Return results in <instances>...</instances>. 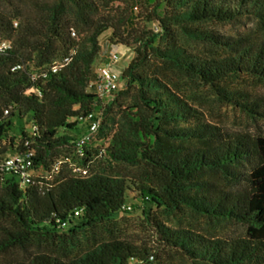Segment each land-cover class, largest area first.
<instances>
[{
	"label": "trees",
	"instance_id": "obj_1",
	"mask_svg": "<svg viewBox=\"0 0 264 264\" xmlns=\"http://www.w3.org/2000/svg\"><path fill=\"white\" fill-rule=\"evenodd\" d=\"M5 1L0 43L10 49L0 53V255L37 242L57 246L61 258L40 254L0 264H164L172 252L192 264H264V132L206 123L164 74L171 69L195 79L225 106L264 123V97L226 88L242 79L264 83V39L202 28L253 21L264 35V0H144L134 16L125 0ZM106 31L109 43L132 57L117 91L102 103L87 87ZM180 36L201 44V53L179 45ZM113 108L118 119L109 117ZM90 112L101 114L100 125L78 149ZM26 153L28 183L3 169L5 159ZM117 167L141 172L128 178ZM130 190L156 245L113 238L80 249L89 230L120 217ZM185 213L241 232L198 234L181 223Z\"/></svg>",
	"mask_w": 264,
	"mask_h": 264
},
{
	"label": "rangeland",
	"instance_id": "obj_2",
	"mask_svg": "<svg viewBox=\"0 0 264 264\" xmlns=\"http://www.w3.org/2000/svg\"><path fill=\"white\" fill-rule=\"evenodd\" d=\"M125 1L130 2L129 5H126V10L134 16L137 12L134 7H137L138 3L144 0ZM115 5V8L117 7V9L120 10L123 7V5L119 3ZM0 6H7V1L0 0ZM202 28L218 32L219 35L222 36L235 37L239 34H245L254 41L264 39L261 29L258 28L253 21H241L228 24H206L202 26ZM151 29L154 31L157 30L154 25H151ZM108 39V31L104 32L99 38L100 53L93 64L92 75H94L101 65L107 64L108 58L111 54H116L118 57L117 62L110 64L111 71L116 75H119L132 57V53L129 49L120 45H111ZM178 43L183 48L196 51L197 54L201 53L203 50L201 44H196L191 41L189 42L182 36L178 38ZM164 74L165 78L169 80L168 84L170 88L181 99L187 102L188 105L195 107L206 123L219 126L230 132H253L256 129H261L264 132V123H253L250 118L241 112L225 106L210 87L201 85L197 80L190 79L176 70L165 69ZM226 88H229L230 90L239 88L246 89L255 96L264 97V83L255 80L242 79L237 82H228ZM119 116L117 108H113L109 114V117H113L114 119H118ZM115 171L128 178L135 177L141 172L139 168L128 167H117ZM39 176L41 177L42 174H39ZM39 176L36 174L33 178ZM208 179L219 187H226L225 182H223V180L217 175H210L208 176ZM125 204L131 206V210L121 212V218L119 217L116 219L113 224H103L89 230L87 232V239L80 243V249L90 247L96 241H105L113 238L126 239L138 246H142V244H145L147 247L155 246L156 244L152 242V237H150V232L141 222L142 220L139 211L141 202L134 190L127 192V200ZM178 218H180L181 223L184 226L191 227L196 233L207 237L237 235L241 232V228L236 225L226 223H221L219 225L212 224L204 218H198L189 213L180 215ZM172 225H174V223H172ZM40 254H49L61 258L57 246L37 244V242H33L25 249H14L0 255V262L12 260L26 262L33 256ZM163 259L164 264H192L184 256L174 252L167 254Z\"/></svg>",
	"mask_w": 264,
	"mask_h": 264
},
{
	"label": "built area",
	"instance_id": "obj_3",
	"mask_svg": "<svg viewBox=\"0 0 264 264\" xmlns=\"http://www.w3.org/2000/svg\"><path fill=\"white\" fill-rule=\"evenodd\" d=\"M73 36L74 33L71 32ZM10 49V46L7 42L0 43V53H4ZM68 60L65 59L66 63ZM118 61V57L116 54H111L108 58L107 64L100 66L94 75H92L89 83H88V91L92 92L97 96V98L103 103L107 98L111 97L118 89V75H116L113 71H111L110 64H113ZM58 68V65L54 63L51 67V71L54 73ZM20 66L17 65L13 67L11 70H18ZM100 113L90 112L87 115V128L86 131L82 134V136L77 141V148L81 149L86 145L93 135L96 133L99 125H100ZM31 153H26L24 155H14L5 159L3 162V169L6 172H18L20 174L21 179L28 183L30 182V175L28 172V167L30 165L29 158ZM122 211H130L131 206L123 205L121 207ZM78 213L75 212V215ZM64 225V224H63Z\"/></svg>",
	"mask_w": 264,
	"mask_h": 264
},
{
	"label": "crops",
	"instance_id": "obj_4",
	"mask_svg": "<svg viewBox=\"0 0 264 264\" xmlns=\"http://www.w3.org/2000/svg\"><path fill=\"white\" fill-rule=\"evenodd\" d=\"M104 65V64H103ZM103 65H101V66H103Z\"/></svg>",
	"mask_w": 264,
	"mask_h": 264
}]
</instances>
